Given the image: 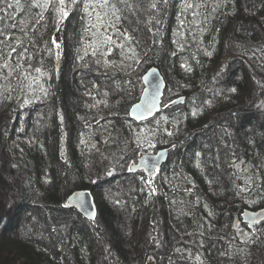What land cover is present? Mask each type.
I'll list each match as a JSON object with an SVG mask.
<instances>
[{"label": "trees", "instance_id": "16d2710c", "mask_svg": "<svg viewBox=\"0 0 264 264\" xmlns=\"http://www.w3.org/2000/svg\"><path fill=\"white\" fill-rule=\"evenodd\" d=\"M184 4L123 11L112 45L82 8L62 22L49 8L35 48L23 37L41 72L22 84L0 71V264H264V223L241 221L264 208V0H209L198 16ZM117 28L136 29L133 68ZM97 48L110 64L96 63ZM151 67L164 109L137 124L129 109ZM160 149L169 156L152 183L124 166ZM76 190L100 204L95 224L65 207Z\"/></svg>", "mask_w": 264, "mask_h": 264}, {"label": "snow or ice", "instance_id": "6c2138e0", "mask_svg": "<svg viewBox=\"0 0 264 264\" xmlns=\"http://www.w3.org/2000/svg\"><path fill=\"white\" fill-rule=\"evenodd\" d=\"M211 3L216 4L219 7V0H211ZM168 0H149L147 5V9L141 8L140 0H136L135 3L131 2V0H0V60L3 63H0V71L3 69H10L8 75H16L20 82L23 84L24 81L29 80V76L31 73H28V69H32L36 73L41 72L40 67H33V65L29 62L33 59L32 54L29 52V48L25 46L23 37H28V44L33 48L36 46L35 34L40 27H44L42 21L44 20V13L52 8L58 14V22H62L65 18L69 17L70 11L72 9H83L86 15L89 17V31L95 30L96 36L100 45H112L114 42V37L112 35H108V31L114 25L110 23V21L119 20L123 14V11H129L135 14L138 11H147V10H156L159 5L167 6ZM209 6V0H201L200 3H193L191 0H185L184 7L186 10H193V16H198L200 13L194 11L196 8H207ZM33 8L41 9L39 13H33L31 10ZM11 9L12 11H7ZM99 9V10H98ZM19 12L21 14H25L24 20L20 23L15 22L14 13ZM213 11L216 9L213 8ZM151 14V13H150ZM94 17V22L93 18ZM6 21H13L12 23H6ZM159 20H156L155 23H159ZM148 23H153L152 20H149ZM183 24V22H182ZM15 31H19L22 36L15 35ZM136 29H133L132 32H129L127 29L121 32L118 28L116 30L115 36L118 37L123 43H119L116 45L121 50L122 55L127 60H132L133 64L128 65L129 68H133L134 65H138L141 61L139 59V54L136 49L139 47L140 41L133 34ZM156 41L154 40L153 43ZM52 43L59 47V44L56 43L55 40ZM127 49V51H125ZM50 51V50H49ZM99 49H94L92 52L93 56H98L96 60L97 64L108 65L110 61L103 60V53H99ZM129 53L131 55H129ZM30 87L31 84L29 83ZM231 91H236V89H231ZM106 95V94H105ZM136 107H141L137 105ZM151 110L150 108L148 109ZM195 111L193 115H195ZM142 115V114H141ZM62 119V118H61ZM99 124V121H97ZM168 135H172V133H168ZM83 143V141H82ZM140 144H137V147H140ZM95 147V145H93ZM149 147H153V145L149 142ZM200 155V153H197ZM123 159V157H121ZM214 160H219V154H217ZM141 163H145L143 161V157H141ZM243 163V162H241ZM125 167L128 168L129 171H132L135 167V160L131 164L125 162ZM219 167V164L215 165ZM233 166L239 168L240 165L233 162ZM111 174V173H109ZM251 178H249L250 180ZM246 185L248 181L245 182ZM248 190L247 187L240 189L241 192ZM156 189L152 188L150 194H155ZM77 198L85 196V193H75ZM83 204V201H80ZM65 207H69V205H65ZM95 214L93 213V218ZM256 223L254 218H250L249 227L252 224ZM179 251V249H177ZM149 260L152 257L148 258Z\"/></svg>", "mask_w": 264, "mask_h": 264}, {"label": "water", "instance_id": "95a60500", "mask_svg": "<svg viewBox=\"0 0 264 264\" xmlns=\"http://www.w3.org/2000/svg\"><path fill=\"white\" fill-rule=\"evenodd\" d=\"M143 89L139 100L129 109V118L135 123L147 121L164 109V92L166 83L160 70L151 67L142 76ZM185 97H179L166 105L170 109L184 103ZM137 105L141 107H136ZM151 109L150 111L148 109ZM142 114V115H141ZM169 156L167 149H160L152 154H143L136 161V167L130 171L132 174L143 172L150 179L151 183L158 171L161 170ZM141 157L145 163H141ZM85 193V196L79 199L75 193ZM83 201L81 204L80 201ZM67 204L74 209L82 218L91 224H95L98 214L97 204L91 190H76L71 192L67 197ZM93 213L95 214L93 218ZM250 218H254L256 223L249 227ZM241 221L248 229L255 232L256 226L264 223V208L257 210H244L241 214Z\"/></svg>", "mask_w": 264, "mask_h": 264}, {"label": "rangeland", "instance_id": "374dc122", "mask_svg": "<svg viewBox=\"0 0 264 264\" xmlns=\"http://www.w3.org/2000/svg\"><path fill=\"white\" fill-rule=\"evenodd\" d=\"M99 205H100V204L97 202V206H98V208H99Z\"/></svg>", "mask_w": 264, "mask_h": 264}]
</instances>
